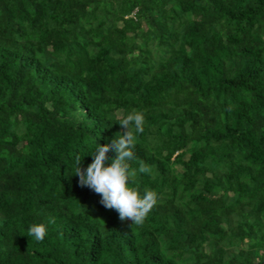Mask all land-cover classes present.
Instances as JSON below:
<instances>
[{
  "label": "trees",
  "instance_id": "obj_1",
  "mask_svg": "<svg viewBox=\"0 0 264 264\" xmlns=\"http://www.w3.org/2000/svg\"><path fill=\"white\" fill-rule=\"evenodd\" d=\"M133 109L142 226L72 176ZM0 264H264V0H0Z\"/></svg>",
  "mask_w": 264,
  "mask_h": 264
},
{
  "label": "clouds",
  "instance_id": "obj_2",
  "mask_svg": "<svg viewBox=\"0 0 264 264\" xmlns=\"http://www.w3.org/2000/svg\"><path fill=\"white\" fill-rule=\"evenodd\" d=\"M144 120L143 112L135 109L119 119L116 124L120 126V130L114 133L108 143L98 144L88 155L92 157V162L86 168L81 166L83 159L79 156L75 158L72 175L78 177L80 187H88L99 194L100 204L106 209L115 210L121 222L129 221L136 226H142L158 199V195L151 190L145 189L141 196L137 189L129 187L134 182L137 171H151L143 162L138 169L130 167V162L135 159L137 135L144 131ZM110 152L114 155L110 156ZM27 235L42 242L46 236V225L33 224Z\"/></svg>",
  "mask_w": 264,
  "mask_h": 264
}]
</instances>
